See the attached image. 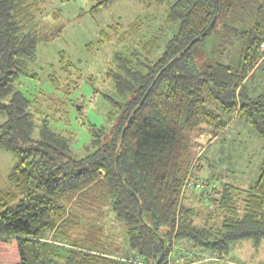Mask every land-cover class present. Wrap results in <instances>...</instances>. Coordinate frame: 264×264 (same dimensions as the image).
<instances>
[{"label": "trees", "instance_id": "16d2710c", "mask_svg": "<svg viewBox=\"0 0 264 264\" xmlns=\"http://www.w3.org/2000/svg\"><path fill=\"white\" fill-rule=\"evenodd\" d=\"M115 1L97 0L91 10ZM139 1L169 5L152 31L135 21L101 32L99 48L114 36L117 47L131 42L113 51L105 70L104 124L89 123L88 140L75 148L73 134L55 131L46 117L36 122L37 100L16 85L22 75L37 77L30 70L37 47L58 37L63 25L45 29L44 0H0V150L15 157L0 189V264H134L136 258L169 264L170 253L172 264H213L225 262L234 242H264V157L248 188L217 187L214 175L193 178L204 146L193 148L201 138L208 136V147L239 120L264 140V91L247 89L264 61V16L238 33L244 50L236 65H197L191 49L212 32L222 0ZM52 18L59 22L60 8ZM170 28L175 34L152 60ZM64 61V74L55 70L49 80L67 106L78 83L60 88L59 76L73 68ZM189 186L203 190L204 211L185 199ZM109 217L122 227L121 247L106 232Z\"/></svg>", "mask_w": 264, "mask_h": 264}, {"label": "rangeland", "instance_id": "374dc122", "mask_svg": "<svg viewBox=\"0 0 264 264\" xmlns=\"http://www.w3.org/2000/svg\"><path fill=\"white\" fill-rule=\"evenodd\" d=\"M44 1L42 8L47 14L42 19L45 29L62 24V32L53 40L38 45L36 61L30 68L37 77L33 79L22 75L16 85L27 97L37 100L36 122L39 123L43 117L49 118L55 131L74 135V147L77 148L89 138L86 129L89 123L104 124L109 105L103 95L109 94L107 90L110 87V84L106 83L105 70L110 66L113 51L121 47L128 48L131 42L127 39L128 41L117 47L114 36L109 43L99 48L101 32L116 22H121L126 27L135 21H142L143 27L149 25L152 31L163 21L169 3L154 2L149 8L139 0H118L98 10H91L97 0H72L59 4L52 0ZM46 2H51L52 6L46 5ZM221 6V16L212 32L191 49L192 58L197 65L213 60L236 65L244 50L243 37L238 33L249 30L264 16V0H222ZM56 7L61 10L59 22L52 18ZM175 32V28L163 32L158 48L150 55L152 60L161 55L167 40ZM61 56L65 58L64 63L70 62L73 68H70L69 74L59 76L60 88L63 90L68 82L78 83L77 92L70 97L72 102L68 101L67 106H63L65 99L62 92L53 90L49 80V75L55 70L64 74L61 69ZM254 71L247 82V89L251 94L264 91V61ZM75 106L79 107L77 112L82 111L80 114L76 112ZM2 120L0 117V122ZM207 138L208 136L201 138V144L193 148L196 152L204 146L203 154L194 167L193 178L199 176L211 180V175H214L215 186L224 182L242 188L251 186L260 172L264 157V140L239 120L224 134L213 139L208 147L205 146ZM14 161L13 154L0 150V189L7 186L6 177ZM202 191L193 186L186 188L185 199H190V206L195 207L197 211H204ZM196 221L199 222V219L196 218ZM105 222L108 235L113 237V241L120 247L123 246L121 225L112 217L107 218ZM224 259L222 264H264V242L258 247L253 246L251 240L234 242ZM175 261L174 263H177V259Z\"/></svg>", "mask_w": 264, "mask_h": 264}, {"label": "built area", "instance_id": "2783aa9c", "mask_svg": "<svg viewBox=\"0 0 264 264\" xmlns=\"http://www.w3.org/2000/svg\"><path fill=\"white\" fill-rule=\"evenodd\" d=\"M264 49V48H263ZM202 183V181H199V184H201ZM170 255H171V253L169 254V256H168V258H169V264H172L171 262H172V260H171V258H170ZM130 262H132V263H134V264H148V263H146L143 259H139V258H136V259H134V260H131Z\"/></svg>", "mask_w": 264, "mask_h": 264}, {"label": "crops", "instance_id": "0c3cea01", "mask_svg": "<svg viewBox=\"0 0 264 264\" xmlns=\"http://www.w3.org/2000/svg\"><path fill=\"white\" fill-rule=\"evenodd\" d=\"M230 126H231V125L228 126V128L224 131V133L230 128ZM224 133H223V134H224ZM196 264H198V263H196ZM213 264H222V263H219V262H218V263H213Z\"/></svg>", "mask_w": 264, "mask_h": 264}, {"label": "water", "instance_id": "95a60500", "mask_svg": "<svg viewBox=\"0 0 264 264\" xmlns=\"http://www.w3.org/2000/svg\"><path fill=\"white\" fill-rule=\"evenodd\" d=\"M212 22H213V21H212ZM192 43H193V41H192L190 44H192ZM76 108H77V110H79V107H78V106H77Z\"/></svg>", "mask_w": 264, "mask_h": 264}]
</instances>
